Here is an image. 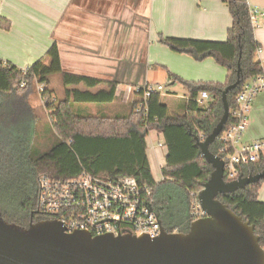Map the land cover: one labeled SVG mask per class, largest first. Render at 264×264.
Segmentation results:
<instances>
[{"label":"trees","instance_id":"trees-1","mask_svg":"<svg viewBox=\"0 0 264 264\" xmlns=\"http://www.w3.org/2000/svg\"><path fill=\"white\" fill-rule=\"evenodd\" d=\"M221 1L232 16L225 41L159 36V41L175 52L198 61L214 57L227 69L225 83H194L177 77L190 94L183 115L169 116L158 92L149 99L147 122L134 108L128 116L92 114L89 106L104 107L116 99L118 83L65 72L56 43L26 72L0 60V209L5 219L22 226L50 219L37 207L39 177L46 174L70 180L86 170L100 177H135L152 189L153 208L168 232L189 230L198 219L193 209L196 194L213 170L194 136L203 139L217 125L223 114L222 93L228 85L241 80L227 95L233 109L243 82L262 71L248 0ZM54 81L61 84L62 96H56L59 92ZM36 83L45 84L48 120H42L28 101ZM203 90L209 97L200 103L197 99ZM232 121L231 115L227 124ZM151 126L161 129L168 150L159 181L153 177L147 155ZM219 146L216 140L210 149L218 155ZM263 170L261 160L244 165L242 175ZM263 184L264 179L218 198L255 226L264 247V201L259 198Z\"/></svg>","mask_w":264,"mask_h":264},{"label":"crops","instance_id":"crops-1","mask_svg":"<svg viewBox=\"0 0 264 264\" xmlns=\"http://www.w3.org/2000/svg\"><path fill=\"white\" fill-rule=\"evenodd\" d=\"M248 3L264 12V0ZM259 20L260 25L254 28L260 43L256 56L264 67V17ZM231 24L229 8L221 0H0V60L27 68L56 43L65 72L118 83L112 103L88 107L96 108L89 110L92 114L110 117L130 115L136 99L131 91L155 84L152 73L167 71L170 84L160 92V100L169 116L183 115L190 94L183 84L182 91L173 87L180 74L188 76L189 82L225 83L227 69L214 57L198 61L175 52L161 43L159 36L225 41ZM152 38L156 40L153 47ZM170 63L183 69L175 70ZM200 94L197 100L203 103L207 99ZM263 137L264 90L252 105L244 135L247 141ZM146 141L153 177L156 180L154 174L160 173L161 180L168 152L165 136L151 126ZM259 198L264 201V184Z\"/></svg>","mask_w":264,"mask_h":264},{"label":"water","instance_id":"water-1","mask_svg":"<svg viewBox=\"0 0 264 264\" xmlns=\"http://www.w3.org/2000/svg\"><path fill=\"white\" fill-rule=\"evenodd\" d=\"M240 83L238 78L223 90V114L213 130L203 139L194 136L213 170L197 194L205 215L193 221L187 232L171 233L163 227L154 238L93 236L83 230L67 232L57 220L22 226L5 219L0 209V264H264V247L255 226L218 198L261 181L264 170L226 181L224 161L210 149L229 119L227 95Z\"/></svg>","mask_w":264,"mask_h":264},{"label":"built area","instance_id":"built-area-1","mask_svg":"<svg viewBox=\"0 0 264 264\" xmlns=\"http://www.w3.org/2000/svg\"><path fill=\"white\" fill-rule=\"evenodd\" d=\"M250 14L253 27H258L259 17H264V12L251 8ZM23 70L26 72L27 68ZM20 86L24 87L25 82ZM163 89L162 84H146L135 88L134 110L142 114L146 122L149 118L150 97ZM44 90L45 84L37 83V92L46 103ZM263 90L264 67L260 73L243 82L236 96V107L230 108L229 117L232 115L233 121L225 125L217 138L220 144L218 156L224 161L226 181L239 178L244 165L264 160V137L251 141L244 138L252 105ZM208 97V92L203 90L200 98ZM38 182V209L51 216L47 220L61 222L67 232L83 230L93 236L132 234L152 238L162 233V222L153 208L152 189L142 186L135 177H100L85 170L78 178L70 180L42 174ZM197 194L193 209L195 216L200 218L205 212Z\"/></svg>","mask_w":264,"mask_h":264},{"label":"rangeland","instance_id":"rangeland-1","mask_svg":"<svg viewBox=\"0 0 264 264\" xmlns=\"http://www.w3.org/2000/svg\"><path fill=\"white\" fill-rule=\"evenodd\" d=\"M149 35L152 36L151 33ZM152 39L153 40H151V43H150L151 47H153L156 44V40L154 38H152ZM171 52H173V51H171ZM153 55L158 57L157 54H153ZM161 58L163 60H166V57L161 56ZM170 64H172L174 66L175 70L177 69V67L180 68V69H183L182 67L176 66L173 63H170ZM189 72H190V70H189ZM175 74H176V72H175ZM186 75H189V74H186ZM152 77H153V80L155 81L154 82L155 84H162L163 86H166V85L169 86V84H170L169 78L167 77V71L163 72V70H160V71H158L156 73H152ZM184 77L185 76H183V74H180V78H183L185 80H188V78H189L188 76H186V78H184ZM214 77L217 78L218 75L215 74ZM54 84L56 85L57 91L60 93V94L57 93V95L56 94L55 95L58 96V97L62 96L63 95V92H62L63 88H62L61 84L57 85V81H54ZM173 87L176 90H178V91H182V83L179 80ZM130 94H131V97H133V98L135 97V92L133 90L131 91ZM118 97H122V94H119ZM29 100L31 102L30 104H32L34 106V108L38 111V114L41 116L42 120H48V111L46 110V108H45L46 106H45V103H44L45 99L42 100L40 95L38 94V92H37V83L34 86V91L30 94ZM90 110L91 111H96V108H91ZM154 176L156 177V180L160 179V173L154 174Z\"/></svg>","mask_w":264,"mask_h":264}]
</instances>
